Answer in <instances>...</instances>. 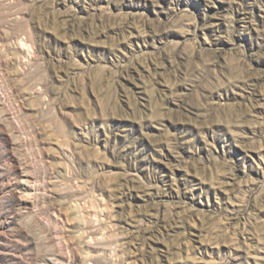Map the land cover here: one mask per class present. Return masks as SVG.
Returning a JSON list of instances; mask_svg holds the SVG:
<instances>
[{
    "label": "rangeland",
    "instance_id": "1",
    "mask_svg": "<svg viewBox=\"0 0 264 264\" xmlns=\"http://www.w3.org/2000/svg\"><path fill=\"white\" fill-rule=\"evenodd\" d=\"M0 264H264V0H0Z\"/></svg>",
    "mask_w": 264,
    "mask_h": 264
}]
</instances>
